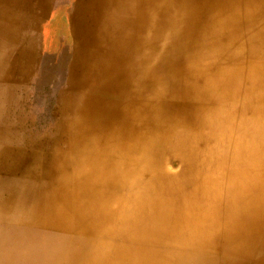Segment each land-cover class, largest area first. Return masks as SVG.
<instances>
[{
    "label": "bare ground",
    "instance_id": "6f19581e",
    "mask_svg": "<svg viewBox=\"0 0 264 264\" xmlns=\"http://www.w3.org/2000/svg\"><path fill=\"white\" fill-rule=\"evenodd\" d=\"M0 264H264V0H0Z\"/></svg>",
    "mask_w": 264,
    "mask_h": 264
},
{
    "label": "rangeland",
    "instance_id": "374dc122",
    "mask_svg": "<svg viewBox=\"0 0 264 264\" xmlns=\"http://www.w3.org/2000/svg\"><path fill=\"white\" fill-rule=\"evenodd\" d=\"M66 14L68 15L66 23L60 30H55L51 27L50 13L44 15L43 17H38L35 22L25 19L28 22L22 27L21 32L25 36L35 37L36 48L42 56H44L47 52L56 53L57 51L60 53L65 51L64 53H66L73 43L70 31L69 11H67ZM52 113L53 108L50 107L47 116L51 117Z\"/></svg>",
    "mask_w": 264,
    "mask_h": 264
}]
</instances>
